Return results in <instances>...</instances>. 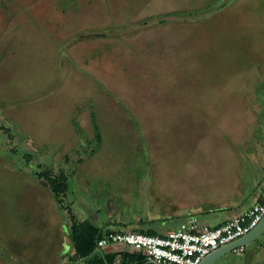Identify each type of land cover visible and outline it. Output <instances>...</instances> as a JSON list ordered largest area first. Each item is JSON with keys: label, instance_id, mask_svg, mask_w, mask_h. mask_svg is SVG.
I'll return each mask as SVG.
<instances>
[{"label": "rangeland", "instance_id": "374dc122", "mask_svg": "<svg viewBox=\"0 0 264 264\" xmlns=\"http://www.w3.org/2000/svg\"><path fill=\"white\" fill-rule=\"evenodd\" d=\"M263 162L264 0H0V264H56L39 174L62 214L158 234Z\"/></svg>", "mask_w": 264, "mask_h": 264}, {"label": "built area", "instance_id": "2783aa9c", "mask_svg": "<svg viewBox=\"0 0 264 264\" xmlns=\"http://www.w3.org/2000/svg\"><path fill=\"white\" fill-rule=\"evenodd\" d=\"M263 215L264 181L257 202L221 225L208 226L197 216L189 215L161 234L109 231L102 227L96 248L103 251L122 246L154 264H199L210 252L247 234ZM243 251L244 247L234 250Z\"/></svg>", "mask_w": 264, "mask_h": 264}, {"label": "crops", "instance_id": "0c3cea01", "mask_svg": "<svg viewBox=\"0 0 264 264\" xmlns=\"http://www.w3.org/2000/svg\"><path fill=\"white\" fill-rule=\"evenodd\" d=\"M263 181H264V162L262 164L261 172L260 173L257 172L254 180L252 181L255 188H257L256 191H253L251 189L249 192H246V191L243 192V191H240L238 189L240 191V192H238L235 189L236 188V186H235V188L230 189L231 190L230 192L224 193V194L223 193L219 194V199H217L215 196L208 198L209 200L207 201L206 204L201 203V205L195 207L194 211L200 215L201 218L198 216L197 217L204 224H206V223L203 221H208V219L210 218L209 215L211 214V212L212 213L223 212V214L222 213L219 214V217L215 221L214 225H208V226L221 225L226 220L238 215L239 213H241L245 209L251 207L255 202H257ZM51 199H52V196H51ZM51 202L54 205V212L59 216V217L57 216V219H59V221H61V227H60L61 234H60V236L58 234V231H56V229H54V227L52 228V229H54L53 232L56 236V241H58V238H59V240L61 239V242L59 241L61 244L60 245V251H59V253L57 252L56 254H54L56 257V264H65V262L70 263V262H72V255H73L72 246H71V243L69 240V228H70L71 222L74 220L77 223H82L88 219L87 218L79 219L76 216V212L71 210V205H70V208H68V210H67V214L66 213L62 214V212L59 210V207L55 204L53 199ZM216 210H219V211H216ZM50 213H51V215L48 216V219H50V221L54 222L56 217H55V215L52 214L51 210H50ZM114 223H115L114 220L112 218H110L109 220H107L108 226L105 225V227H103V228L110 230L109 229L110 224H114ZM91 224L94 225L92 222H91ZM177 224L178 223L174 224L173 227H176ZM173 227H171V228H173ZM168 229H170V228H168ZM146 230H152V231L160 232V231H157L155 229H146ZM113 231H117V230H113ZM165 231H163V232L161 231L158 234L164 233ZM263 242H264V232L262 233L261 238L258 241H254L255 252H258V254L256 256L260 255L259 248L262 249L261 246H262ZM66 248H68L67 252L64 253L63 255H61L62 251L66 250ZM132 253L133 252L125 249L122 246L110 247V248H107L106 251L103 250V252H102V254L114 256V261L112 264H116L118 258H120V260H122L124 258L127 264H132L131 263L132 259L130 257V255ZM79 263L85 264L83 261H81ZM148 263H150V262L143 261L141 264H148Z\"/></svg>", "mask_w": 264, "mask_h": 264}, {"label": "trees", "instance_id": "16d2710c", "mask_svg": "<svg viewBox=\"0 0 264 264\" xmlns=\"http://www.w3.org/2000/svg\"><path fill=\"white\" fill-rule=\"evenodd\" d=\"M37 175V174H36ZM38 179H43L55 204L59 207L57 194L67 187V180L63 175L52 176L48 173L37 175ZM101 227L92 225L88 220L82 223L72 221L69 228V240L72 246V264L83 261L85 264H112L114 256L101 253L98 257L95 251L96 241L99 238ZM150 234V233H147ZM153 234V233H152ZM132 264H141L144 257L137 253L130 255ZM120 264H127L123 258Z\"/></svg>", "mask_w": 264, "mask_h": 264}, {"label": "water", "instance_id": "95a60500", "mask_svg": "<svg viewBox=\"0 0 264 264\" xmlns=\"http://www.w3.org/2000/svg\"><path fill=\"white\" fill-rule=\"evenodd\" d=\"M263 232H264V215L262 216L258 224L253 229H251L247 234L210 252L201 260L199 264H214V262H216L220 257L225 255L226 253L234 251L239 247H244L249 243L253 242L260 235H262ZM97 252L101 253L100 250H97Z\"/></svg>", "mask_w": 264, "mask_h": 264}]
</instances>
